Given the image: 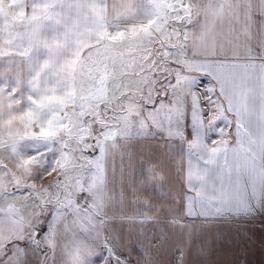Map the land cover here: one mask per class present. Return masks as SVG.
Returning <instances> with one entry per match:
<instances>
[{"label":"crops","instance_id":"1","mask_svg":"<svg viewBox=\"0 0 264 264\" xmlns=\"http://www.w3.org/2000/svg\"><path fill=\"white\" fill-rule=\"evenodd\" d=\"M154 8L0 0V140H59L83 57L148 29ZM180 9L178 87L158 99L168 129L103 145L99 213L119 246L134 233L133 247L143 240L149 264H264V0H182ZM199 83L211 86L226 130Z\"/></svg>","mask_w":264,"mask_h":264},{"label":"rangeland","instance_id":"2","mask_svg":"<svg viewBox=\"0 0 264 264\" xmlns=\"http://www.w3.org/2000/svg\"><path fill=\"white\" fill-rule=\"evenodd\" d=\"M153 3L148 29L109 40L83 57L75 104L59 140H0V264H147L143 240L135 250L134 233L119 246L99 211L105 210L103 145L111 136L168 129L160 121L158 99L165 93L170 98L178 87L173 84L178 80L174 67L182 68L178 27L187 12L180 9L182 0ZM199 87L212 121L226 130L211 86ZM126 233L121 232L123 240Z\"/></svg>","mask_w":264,"mask_h":264},{"label":"built area","instance_id":"3","mask_svg":"<svg viewBox=\"0 0 264 264\" xmlns=\"http://www.w3.org/2000/svg\"><path fill=\"white\" fill-rule=\"evenodd\" d=\"M169 93H170V91H169Z\"/></svg>","mask_w":264,"mask_h":264}]
</instances>
